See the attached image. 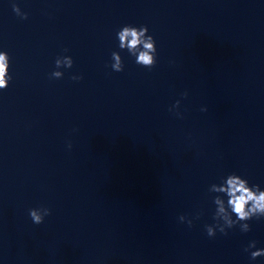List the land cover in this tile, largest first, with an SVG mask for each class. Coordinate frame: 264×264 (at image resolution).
Listing matches in <instances>:
<instances>
[{"label":"water","instance_id":"obj_1","mask_svg":"<svg viewBox=\"0 0 264 264\" xmlns=\"http://www.w3.org/2000/svg\"><path fill=\"white\" fill-rule=\"evenodd\" d=\"M124 25L148 27L151 69L119 49ZM0 51V264H264V217L205 228L227 200L212 184L264 190V0H0Z\"/></svg>","mask_w":264,"mask_h":264},{"label":"clouds","instance_id":"obj_2","mask_svg":"<svg viewBox=\"0 0 264 264\" xmlns=\"http://www.w3.org/2000/svg\"><path fill=\"white\" fill-rule=\"evenodd\" d=\"M13 11L21 17V19H27V13H22L19 6L15 3L12 5ZM149 30L146 25L133 26L124 25L117 31L116 36L119 41L118 47L121 50H126L131 56L135 57V62L145 68L151 69L157 62V47L156 41L152 35H149ZM67 51V49H65ZM113 63L111 68L115 72H122L124 70V63L119 52L113 51L111 53ZM73 59L71 56H58L55 60L56 69L71 68L73 66ZM63 72L59 70L53 71L51 78L60 79L63 77ZM82 76H72V80H81ZM12 76L10 74V57L7 51H0V90L7 89ZM186 97L187 93H183ZM180 101L169 109L173 111L178 109ZM201 111H207L206 108H202ZM178 117L182 118V113H175ZM71 148V143L68 144ZM210 192L223 194L227 197V200L221 196L216 195L213 198V202L216 205V211L213 215V219L216 221L213 225H206V233L209 237H214L217 230L227 235V229H231L237 224L240 226V230L247 233L251 230L247 221L253 218L264 217V190L259 185H250L248 180L242 178L236 173H230L226 177L222 178L220 184H212L209 188ZM51 215V209L48 207H39L29 209V216L32 222L36 225H40L44 222L45 217ZM235 216V219H233ZM197 219L199 216L196 217ZM181 223H186L189 227H192L193 220L185 215L179 216ZM256 248V241H251L245 251ZM264 256V249H256L250 251V258L252 260L258 257Z\"/></svg>","mask_w":264,"mask_h":264}]
</instances>
